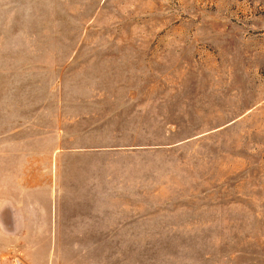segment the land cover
I'll use <instances>...</instances> for the list:
<instances>
[{"label": "rangeland", "instance_id": "1", "mask_svg": "<svg viewBox=\"0 0 264 264\" xmlns=\"http://www.w3.org/2000/svg\"><path fill=\"white\" fill-rule=\"evenodd\" d=\"M69 138L140 146L134 264H264V0H0V203Z\"/></svg>", "mask_w": 264, "mask_h": 264}, {"label": "crops", "instance_id": "2", "mask_svg": "<svg viewBox=\"0 0 264 264\" xmlns=\"http://www.w3.org/2000/svg\"><path fill=\"white\" fill-rule=\"evenodd\" d=\"M70 142H58L47 158L49 170L39 173L45 186L14 189L5 172L0 264H134L140 243L158 240L150 234L156 226L142 223L139 186L130 182L139 177L140 162L116 163L124 159L118 153L140 146L100 139L74 151Z\"/></svg>", "mask_w": 264, "mask_h": 264}, {"label": "built area", "instance_id": "3", "mask_svg": "<svg viewBox=\"0 0 264 264\" xmlns=\"http://www.w3.org/2000/svg\"><path fill=\"white\" fill-rule=\"evenodd\" d=\"M18 264H23V263H18Z\"/></svg>", "mask_w": 264, "mask_h": 264}]
</instances>
